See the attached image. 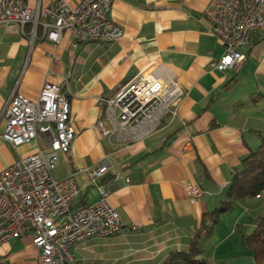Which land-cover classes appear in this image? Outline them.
I'll list each match as a JSON object with an SVG mask.
<instances>
[{"label": "crops", "instance_id": "obj_1", "mask_svg": "<svg viewBox=\"0 0 264 264\" xmlns=\"http://www.w3.org/2000/svg\"><path fill=\"white\" fill-rule=\"evenodd\" d=\"M58 0H25L44 8ZM75 7L83 0H64ZM210 0H114L111 18L123 36L114 43L78 39L64 30L60 42L29 23L0 25V117L17 93L36 101L46 82L58 84L70 101L77 137L60 154L56 180L74 175L80 188L71 208L99 202L96 184L110 191L109 205L123 231L90 237L73 248L70 264H189L175 260L188 253L202 216L224 199L242 160L264 137V32L240 51L239 71L212 66L224 47L209 33L205 10ZM171 67L181 95L176 114L138 140L121 143L96 127L105 118V99L153 65ZM0 173L18 160L50 145L39 135L14 147L2 135ZM109 163L107 174L93 182L87 169ZM211 195L192 200L187 185ZM264 213V192L221 216L202 251V264H258L244 242ZM135 228V229H134ZM39 249L30 234L0 246V264H37Z\"/></svg>", "mask_w": 264, "mask_h": 264}, {"label": "built area", "instance_id": "obj_2", "mask_svg": "<svg viewBox=\"0 0 264 264\" xmlns=\"http://www.w3.org/2000/svg\"><path fill=\"white\" fill-rule=\"evenodd\" d=\"M113 4L114 0H83L70 7L58 0L33 9L25 0H0V25L24 27L31 23L35 29L42 25L46 38L54 43L60 42L64 30L78 39L114 43L123 30L110 16ZM205 17L209 33L224 47L223 56L212 66L239 71L245 61L240 50L250 45L257 32H264V0H210ZM178 81L176 72L164 64L141 72L105 99V118L97 122V129L121 143L154 132L166 116L177 112ZM0 118L6 120L2 138L14 147L42 135L51 149L26 156L0 173V246L30 234L39 249L37 264H70L73 248L80 241L123 231L118 213L108 203V189L96 184L99 202L73 211L72 201L80 193L74 175L62 180L53 177L60 154L69 153L77 137L70 101L60 85L46 82L36 101L14 94ZM108 170L107 162L87 169V173L95 182ZM186 188L192 200L211 195L197 184Z\"/></svg>", "mask_w": 264, "mask_h": 264}, {"label": "trees", "instance_id": "obj_3", "mask_svg": "<svg viewBox=\"0 0 264 264\" xmlns=\"http://www.w3.org/2000/svg\"><path fill=\"white\" fill-rule=\"evenodd\" d=\"M264 192V137L260 147L246 156L239 169L231 180L230 186L220 205L205 213L199 223V228L193 235L188 253H178L175 260L189 264H202L195 260L196 254L202 251L204 243L210 238L221 216L231 211L235 204L246 199H252ZM245 246L254 254L258 264H264V219L255 232L244 236Z\"/></svg>", "mask_w": 264, "mask_h": 264}, {"label": "water", "instance_id": "obj_4", "mask_svg": "<svg viewBox=\"0 0 264 264\" xmlns=\"http://www.w3.org/2000/svg\"><path fill=\"white\" fill-rule=\"evenodd\" d=\"M264 219V213L261 215L260 219L257 221V226H260Z\"/></svg>", "mask_w": 264, "mask_h": 264}]
</instances>
